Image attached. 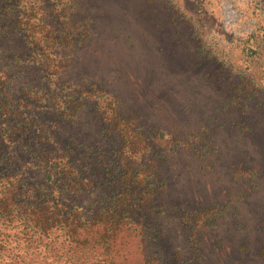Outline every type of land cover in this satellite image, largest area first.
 Here are the masks:
<instances>
[{
  "label": "rangeland",
  "instance_id": "1",
  "mask_svg": "<svg viewBox=\"0 0 264 264\" xmlns=\"http://www.w3.org/2000/svg\"><path fill=\"white\" fill-rule=\"evenodd\" d=\"M223 1L75 0L76 15L88 17L90 31L68 49L66 76L83 78L118 98L121 113L149 136L146 154L157 160L156 171L164 179L148 238L123 235L116 264H141L151 244L156 264H264V85L246 102L227 105L231 82L246 71L236 48L228 51L235 58L217 62ZM228 1L235 4L230 17L240 24L237 12L246 0ZM254 1L264 9V0ZM259 17L264 25V12ZM222 26L227 32L235 27ZM241 27L249 26L243 22ZM211 28L215 33L209 35ZM194 31L205 34L204 48ZM0 39L10 47L8 35ZM230 61H235V76ZM261 67L256 75L260 72L262 79ZM96 129L87 105L65 125L64 135L73 133L68 141L88 148L89 157L99 151ZM79 199L84 205L89 201ZM208 207L214 219L199 222L191 233L188 225L197 211ZM189 234L195 236L193 244L200 243L195 252Z\"/></svg>",
  "mask_w": 264,
  "mask_h": 264
},
{
  "label": "trees",
  "instance_id": "2",
  "mask_svg": "<svg viewBox=\"0 0 264 264\" xmlns=\"http://www.w3.org/2000/svg\"><path fill=\"white\" fill-rule=\"evenodd\" d=\"M220 10L217 62L235 58L228 51L236 48L246 71L231 82L227 105L235 107L264 85L256 75L264 64V9L262 2L246 0L237 12L240 24L230 17L235 4L223 1ZM243 22L249 27L237 29ZM225 23L235 27L227 32ZM89 31L75 0H0V37L11 39L7 48L0 39V264H116L123 235L148 238L152 230L164 179L157 160L146 154L149 136L121 113L111 91L66 76L68 49ZM205 38L194 31L203 48ZM227 65L235 76V61ZM87 105L100 142L89 157L88 148L68 141L73 133L64 135ZM80 196L88 198L86 205ZM210 210L197 211L191 233L214 219ZM193 246L195 252L199 241ZM150 250L141 264L158 261L154 244Z\"/></svg>",
  "mask_w": 264,
  "mask_h": 264
}]
</instances>
